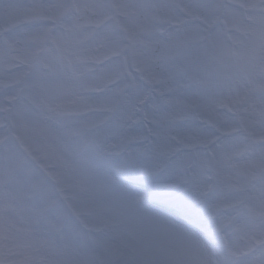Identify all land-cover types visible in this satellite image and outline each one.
<instances>
[{
  "label": "snow or ice",
  "instance_id": "snow-or-ice-1",
  "mask_svg": "<svg viewBox=\"0 0 264 264\" xmlns=\"http://www.w3.org/2000/svg\"><path fill=\"white\" fill-rule=\"evenodd\" d=\"M0 264H264V0H0Z\"/></svg>",
  "mask_w": 264,
  "mask_h": 264
}]
</instances>
